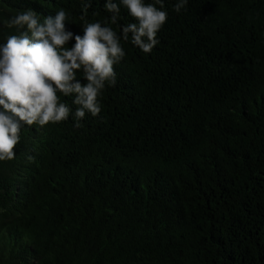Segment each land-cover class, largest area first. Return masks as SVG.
<instances>
[{"label":"trees","instance_id":"trees-1","mask_svg":"<svg viewBox=\"0 0 264 264\" xmlns=\"http://www.w3.org/2000/svg\"><path fill=\"white\" fill-rule=\"evenodd\" d=\"M87 2L0 0V44L26 9L136 22ZM177 2L151 53L120 41L99 115L25 125L0 161V264H264V0Z\"/></svg>","mask_w":264,"mask_h":264},{"label":"clouds","instance_id":"clouds-1","mask_svg":"<svg viewBox=\"0 0 264 264\" xmlns=\"http://www.w3.org/2000/svg\"><path fill=\"white\" fill-rule=\"evenodd\" d=\"M188 0H178L174 10L186 8ZM121 5L134 18L118 34L97 21L83 24V35H74L66 28L68 13L61 9L54 16L40 21L32 9L10 17L7 27H15L18 35H10L0 44V161L15 158L20 132L25 125L45 126L74 117L75 127H81L86 114L101 112L99 97L106 85L114 87L117 74L114 65L126 55L120 41H128L144 53H151L159 44L158 33L167 22L163 0L145 4L144 0H106L104 8L112 13L109 20L117 24ZM156 5H159L157 7ZM91 0L83 5L86 13ZM83 21L84 15L80 17ZM75 43L65 47L70 40ZM83 70L86 84L76 79ZM64 97L73 96V111ZM33 159L28 156L29 162Z\"/></svg>","mask_w":264,"mask_h":264}]
</instances>
